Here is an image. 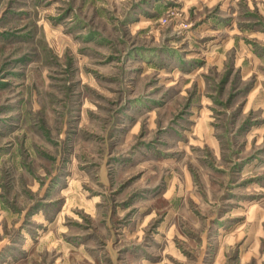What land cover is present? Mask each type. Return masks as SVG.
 Returning <instances> with one entry per match:
<instances>
[{
    "label": "rangeland",
    "instance_id": "rangeland-1",
    "mask_svg": "<svg viewBox=\"0 0 264 264\" xmlns=\"http://www.w3.org/2000/svg\"><path fill=\"white\" fill-rule=\"evenodd\" d=\"M0 264H264V0H0Z\"/></svg>",
    "mask_w": 264,
    "mask_h": 264
}]
</instances>
